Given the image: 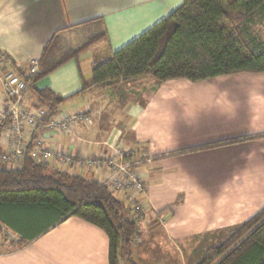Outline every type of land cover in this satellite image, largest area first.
I'll list each match as a JSON object with an SVG mask.
<instances>
[{
    "label": "crops",
    "instance_id": "obj_1",
    "mask_svg": "<svg viewBox=\"0 0 264 264\" xmlns=\"http://www.w3.org/2000/svg\"><path fill=\"white\" fill-rule=\"evenodd\" d=\"M182 3L183 0H0V52L10 55L20 64L19 69L27 72L30 58L40 56L57 30L102 18L103 25H89L105 28L108 41L94 44L79 61L70 60L42 81L56 93L70 96L80 91L85 81H92L94 62L107 58L111 50L123 47ZM130 80L152 85L142 92L143 99L129 96L122 106L113 108L121 99L120 92L114 89ZM130 80L68 98L60 113L88 108L98 114L97 122L80 125L73 133L49 130L45 141L51 148L80 156L109 153L112 145H122L134 155H146L138 170L147 181L146 192L140 198L148 210L139 220L133 254L144 264H156L148 258L159 246V239L183 244L225 239L233 227L264 207V135L216 148L156 157L264 134V72L239 71L200 81L175 78L158 83L151 76ZM27 101H35L32 90L27 93ZM109 103L113 106L108 107ZM107 109H113L112 113L101 123ZM116 114L125 123H114ZM51 164L99 181L104 178L85 167L56 161ZM115 193L131 205L129 191ZM178 194H182L179 213L161 218L162 213L157 211L169 207ZM18 225L0 223V264H110L108 235L87 220L71 216L44 232L32 230L25 235ZM144 230L148 232L142 238ZM159 250L168 252L167 247Z\"/></svg>",
    "mask_w": 264,
    "mask_h": 264
},
{
    "label": "trees",
    "instance_id": "obj_2",
    "mask_svg": "<svg viewBox=\"0 0 264 264\" xmlns=\"http://www.w3.org/2000/svg\"><path fill=\"white\" fill-rule=\"evenodd\" d=\"M264 21V0H183V3L107 58L92 65V81L76 94L62 96L43 85L49 74L80 56L100 41H108L105 28L98 29L79 45L67 42L68 28L57 30L40 54V70L32 76L34 105L46 108L43 121L56 117L68 98L96 87L113 85L141 76L158 83L175 78L200 81L239 71L264 72V39L256 27ZM22 75L25 71L19 69ZM36 127L27 143L20 168L0 166V223L18 225L25 234L44 232L71 216L102 228L109 238V262L130 264L139 234V215L131 205L96 178L37 161L31 155L41 134ZM251 135L170 151L169 157L257 138ZM16 220V221H15ZM14 221V222H13ZM32 236V235H31ZM196 264H264V207L244 223L233 227L221 243L209 247Z\"/></svg>",
    "mask_w": 264,
    "mask_h": 264
},
{
    "label": "built area",
    "instance_id": "obj_3",
    "mask_svg": "<svg viewBox=\"0 0 264 264\" xmlns=\"http://www.w3.org/2000/svg\"><path fill=\"white\" fill-rule=\"evenodd\" d=\"M18 64L10 55L0 52V166L20 168L23 164L27 143L38 125L43 133L36 139L31 155L37 161L85 167L104 175L100 180L112 192L129 191V200L134 212L144 215L147 206L141 202L146 192L147 181L138 167L146 155L131 154L122 145H112L109 153L96 155H74L46 144L49 130L73 133L80 125L90 126L93 113L87 109L61 112L47 122L43 121L46 108L28 103L27 93L31 90L32 76L40 70V56L32 57L25 75L19 72Z\"/></svg>",
    "mask_w": 264,
    "mask_h": 264
},
{
    "label": "rangeland",
    "instance_id": "obj_4",
    "mask_svg": "<svg viewBox=\"0 0 264 264\" xmlns=\"http://www.w3.org/2000/svg\"><path fill=\"white\" fill-rule=\"evenodd\" d=\"M97 30H98V26H96V25L81 26V27H78L74 30H69V31L66 30V32H64V35L67 38V42L69 44L76 46V45L81 44L83 41H85L89 36L94 34ZM255 31H256V34H258L262 39H264V21L261 22L259 25H257ZM83 67H84V64H83ZM151 85H152V83H146L145 81L130 80L129 84H127V83L121 84V86L116 87L114 90L116 92L117 91L120 92L121 99L116 101V103L114 104L115 106L113 108H115V107L118 108L120 106V104L122 106L125 99L128 98L129 96L130 97L134 96V98L143 99L141 97L142 92H144L146 90V88L149 89L151 87ZM127 88L129 89V91L127 90ZM125 89H126V91H125ZM129 92L134 93V95H131ZM28 103H30V102L28 101ZM111 106H113V104L109 103L108 107H111ZM63 108L67 109V107H63ZM112 110L113 109L106 111L107 113H103L104 116H102L101 123H105V121H107V118L110 116V113H112ZM93 115L94 116H93V123L92 124H95L98 120V114L96 112H94ZM116 115H115V117H116L115 120L111 119V120H114V123H116L118 126L122 123H125V120L123 119V117L121 115H118V114H116ZM138 154H136V155H138ZM181 196H182V194H178V197H177L178 199L177 200L174 199L172 201V203H170L169 207L163 209V211L162 210L157 211L158 213L159 212L162 213V214H160L161 218L166 216V214L167 215H173L175 213V211L177 212V214L179 213V210H177V206L181 200ZM147 210L148 209H146V211ZM143 214L145 215L146 212H143ZM137 215H138V213H137ZM139 216H141L140 218H142L143 215H139ZM158 227L160 230L162 229L160 226H158ZM145 232H148V231L144 230L141 232L142 238L146 236ZM229 232L231 233V231H229ZM230 233L225 234V237L227 238V236ZM223 240H224V238L221 237V238H214V239H202L200 241H190V242L183 244L182 242L180 243V241L178 242V241H175L172 239H170L169 241H166L164 239H159L157 241L159 246H157L156 249H153L154 252L150 253L151 259L148 258V260L154 261L156 264H196L197 262L202 260V258L205 255L206 250L209 247L216 246L219 243H221ZM154 245H156V244H154ZM196 245L197 246L199 245V246L197 247ZM160 247L163 250L165 249V247H167L168 248L167 254H165L164 252L161 253L159 250ZM131 259L134 260L136 263L144 264V263H142L141 258L136 254H132ZM157 260H158V263L156 262ZM121 263L122 264H130L124 255L123 256L121 255Z\"/></svg>",
    "mask_w": 264,
    "mask_h": 264
}]
</instances>
